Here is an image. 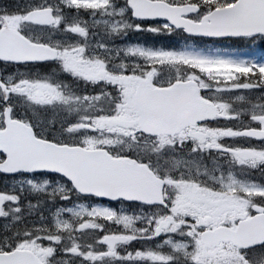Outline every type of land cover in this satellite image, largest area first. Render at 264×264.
I'll use <instances>...</instances> for the list:
<instances>
[{
	"label": "snow or ice",
	"instance_id": "1",
	"mask_svg": "<svg viewBox=\"0 0 264 264\" xmlns=\"http://www.w3.org/2000/svg\"><path fill=\"white\" fill-rule=\"evenodd\" d=\"M0 174V264H264V0H0Z\"/></svg>",
	"mask_w": 264,
	"mask_h": 264
},
{
	"label": "rangeland",
	"instance_id": "2",
	"mask_svg": "<svg viewBox=\"0 0 264 264\" xmlns=\"http://www.w3.org/2000/svg\"><path fill=\"white\" fill-rule=\"evenodd\" d=\"M138 39L147 40L149 43H156L158 45H165V44L173 45L174 44V45L178 46V44L180 42V39L178 37H173L170 40L169 39H155L154 40L152 37H140ZM259 54H260L259 50H257V55H259ZM7 180H10V179H6L4 181H0V188L3 187L5 181H7Z\"/></svg>",
	"mask_w": 264,
	"mask_h": 264
}]
</instances>
